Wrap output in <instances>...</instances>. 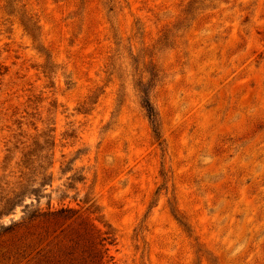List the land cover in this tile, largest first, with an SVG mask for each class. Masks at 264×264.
Masks as SVG:
<instances>
[{
    "label": "rangeland",
    "instance_id": "obj_1",
    "mask_svg": "<svg viewBox=\"0 0 264 264\" xmlns=\"http://www.w3.org/2000/svg\"><path fill=\"white\" fill-rule=\"evenodd\" d=\"M1 211L0 264L96 215L108 264H264V0H0Z\"/></svg>",
    "mask_w": 264,
    "mask_h": 264
},
{
    "label": "trees",
    "instance_id": "obj_2",
    "mask_svg": "<svg viewBox=\"0 0 264 264\" xmlns=\"http://www.w3.org/2000/svg\"><path fill=\"white\" fill-rule=\"evenodd\" d=\"M155 76L154 73H151L149 81H152ZM139 93L141 107L151 124L154 138L158 139L160 133L157 114L149 94L143 86L139 87ZM40 185L43 186L44 182ZM12 200L13 197L6 198L3 208L12 205ZM88 211L91 214L99 212L93 204L90 205ZM74 212L75 210L69 206H60L48 211L38 208V245L46 240L52 232H55L60 220L70 218ZM100 218V215H96L93 220L100 221ZM93 220H85L77 226L61 229L47 241L43 248L38 249V264H108L112 259L107 251L108 245L114 241L113 233L109 228L101 231ZM45 221L47 222L45 225L39 226V223ZM16 225L17 222L14 220H11L9 224L1 225L0 235L12 231Z\"/></svg>",
    "mask_w": 264,
    "mask_h": 264
}]
</instances>
